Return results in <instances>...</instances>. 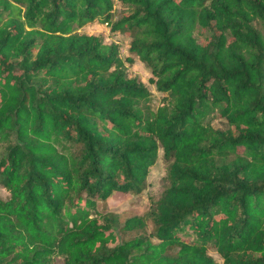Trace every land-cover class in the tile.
Wrapping results in <instances>:
<instances>
[{
  "label": "trees",
  "instance_id": "16d2710c",
  "mask_svg": "<svg viewBox=\"0 0 264 264\" xmlns=\"http://www.w3.org/2000/svg\"><path fill=\"white\" fill-rule=\"evenodd\" d=\"M118 2L0 0V264H264V0ZM160 153L162 196L119 227L100 203Z\"/></svg>",
  "mask_w": 264,
  "mask_h": 264
},
{
  "label": "rangeland",
  "instance_id": "374dc122",
  "mask_svg": "<svg viewBox=\"0 0 264 264\" xmlns=\"http://www.w3.org/2000/svg\"><path fill=\"white\" fill-rule=\"evenodd\" d=\"M127 7L123 6L118 0H115V18H120L123 14L127 13ZM260 29L261 26H259ZM83 33L102 35L105 38L106 43H116L119 46L121 56L126 58L129 56L130 38L125 34L112 32L108 26L101 23H94L80 29ZM200 42H203L205 37L209 36V33H203L199 30L195 33ZM131 75L138 76L144 84L150 88L153 92L154 102H157L160 94L156 92L154 86L149 82L151 73L144 63L138 59H134L133 63H126ZM214 125L221 129H226V123L223 120H215ZM167 164L164 162L160 153L159 159L156 165L150 170L147 186L145 190L139 195L128 194L126 196L114 195L107 202H102L99 205V209L106 214H113L119 221V227H121L125 220L133 216H143L150 212V207L153 201H157L161 196L167 185L166 180ZM6 193L0 187V197H5ZM150 231L148 226L147 232ZM121 238L126 240L135 234L124 233L120 229H117ZM209 254L218 262L222 263L221 256L214 250H210ZM57 264H60L59 262Z\"/></svg>",
  "mask_w": 264,
  "mask_h": 264
}]
</instances>
